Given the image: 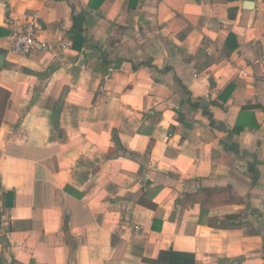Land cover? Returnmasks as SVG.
I'll use <instances>...</instances> for the list:
<instances>
[{
  "label": "crops",
  "instance_id": "1",
  "mask_svg": "<svg viewBox=\"0 0 264 264\" xmlns=\"http://www.w3.org/2000/svg\"><path fill=\"white\" fill-rule=\"evenodd\" d=\"M0 55V264H264V0H0Z\"/></svg>",
  "mask_w": 264,
  "mask_h": 264
},
{
  "label": "built area",
  "instance_id": "2",
  "mask_svg": "<svg viewBox=\"0 0 264 264\" xmlns=\"http://www.w3.org/2000/svg\"><path fill=\"white\" fill-rule=\"evenodd\" d=\"M39 28L40 24L35 16L26 18L9 35L11 52L21 57H27L33 51H50L52 44L37 36Z\"/></svg>",
  "mask_w": 264,
  "mask_h": 264
},
{
  "label": "trees",
  "instance_id": "3",
  "mask_svg": "<svg viewBox=\"0 0 264 264\" xmlns=\"http://www.w3.org/2000/svg\"><path fill=\"white\" fill-rule=\"evenodd\" d=\"M75 32V36L73 37V42L78 46L80 47V45L84 42V37H82V32L84 31L82 28H77L75 30H73ZM9 98V92L0 87V123H1V120H2V117H3V114H4V111H5V107H6V103H7V100ZM204 111L206 112V110L204 109ZM207 114H209L207 112ZM196 193H193V194H183V198L182 199H179V202L180 203H188L190 202L192 199H194L196 197Z\"/></svg>",
  "mask_w": 264,
  "mask_h": 264
},
{
  "label": "water",
  "instance_id": "4",
  "mask_svg": "<svg viewBox=\"0 0 264 264\" xmlns=\"http://www.w3.org/2000/svg\"><path fill=\"white\" fill-rule=\"evenodd\" d=\"M3 63V56L0 55V65Z\"/></svg>",
  "mask_w": 264,
  "mask_h": 264
}]
</instances>
